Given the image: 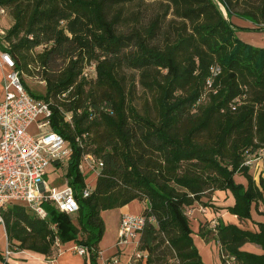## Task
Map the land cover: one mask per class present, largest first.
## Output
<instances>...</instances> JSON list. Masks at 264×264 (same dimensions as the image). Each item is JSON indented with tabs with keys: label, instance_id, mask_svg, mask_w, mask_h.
I'll list each match as a JSON object with an SVG mask.
<instances>
[{
	"label": "trees",
	"instance_id": "obj_1",
	"mask_svg": "<svg viewBox=\"0 0 264 264\" xmlns=\"http://www.w3.org/2000/svg\"><path fill=\"white\" fill-rule=\"evenodd\" d=\"M150 5L151 10L145 0H0L13 19L0 50L15 68L27 72L25 52L42 46L30 58L41 67L44 93L21 81L31 95L49 102L50 127L71 147L65 178L78 201L74 213L43 202V217L23 204L7 205L2 215L10 245L52 255L59 244L74 240L97 264L101 211L139 200L147 202L137 246L146 264H205L193 242L188 208H219L213 191L229 189L234 203L226 208L241 222L251 217L252 203L264 213L257 207L264 205V177L254 179L243 164L247 154L264 148V46L239 39V27L230 20H250L264 31V0ZM58 59L62 65L55 68ZM126 68L138 77L128 80ZM136 83L144 94L140 103L134 100ZM86 154L101 164L84 195L80 162ZM237 172L246 186L234 181ZM257 225L253 231L217 219L199 233L218 242L221 264H264V222ZM245 242L259 244L262 252L243 249Z\"/></svg>",
	"mask_w": 264,
	"mask_h": 264
},
{
	"label": "built area",
	"instance_id": "obj_2",
	"mask_svg": "<svg viewBox=\"0 0 264 264\" xmlns=\"http://www.w3.org/2000/svg\"><path fill=\"white\" fill-rule=\"evenodd\" d=\"M0 12H3L2 8ZM0 61L8 67L0 97V224L4 222L2 209L15 203L28 206L41 217L46 215L43 202L66 213H74L78 210V201L72 187L68 183L51 185L44 177L51 163L68 160L71 147L60 133L50 127L49 102L27 91L7 52L0 51ZM92 68L93 65L90 66ZM207 82H210L209 78ZM86 156L91 157L90 154ZM257 160L264 162V148L247 154L243 164L249 167ZM97 161L100 165V160ZM91 188L86 185L83 194L87 195ZM187 212L190 214V209ZM143 223L141 213H122L117 241L122 243L128 236L135 237ZM55 243L58 244L57 239ZM74 249L79 254L88 252L86 246L77 243ZM9 253L7 248L5 255ZM134 254L141 257L143 251L136 249Z\"/></svg>",
	"mask_w": 264,
	"mask_h": 264
},
{
	"label": "crops",
	"instance_id": "obj_3",
	"mask_svg": "<svg viewBox=\"0 0 264 264\" xmlns=\"http://www.w3.org/2000/svg\"><path fill=\"white\" fill-rule=\"evenodd\" d=\"M230 20L237 25L239 29L252 31L249 33H240V30L236 29L237 35H241L240 38L248 39L252 35L260 37L257 34H253V32L256 31L254 29L256 24L250 20L234 15L230 17ZM7 70L8 67L0 61V97L3 94L2 85ZM248 172L256 180L259 175L264 177V162L260 160L254 161L253 164L248 167ZM96 175L97 174L92 173L89 176L90 182H86L87 186H93ZM233 178L236 183L246 186L247 179L242 173H235ZM212 201L215 205L220 207L213 209L211 207H203L198 203H194L190 207L191 235L205 264H221L217 242L214 239H205L199 233V228L205 223L208 227H213L216 220L221 219L224 222L239 224L255 231L258 229L257 223L264 222V213L258 212L254 203H252L250 209L251 217L247 218L245 222H241L235 214L231 213L226 208L234 203V196L229 189L214 190ZM146 205V201L132 200L124 205L101 211V216L104 221V231L98 242L99 253L96 258L97 264H146V255L144 251L141 257H136L134 254L136 249L139 250L137 247L139 234L135 237H126V240L122 243L117 241L121 214L125 212L141 213ZM257 207L259 210L264 209V205L261 203L258 204ZM7 244L8 241L5 226L4 224H0V264H5L3 263V260L7 261L9 264H91L88 252L85 254H79L75 251L74 245H76V242L74 240H68L59 244L57 251L52 255H44L32 250L20 249L16 244H12L11 248H9ZM7 248L10 250V253L5 255V250ZM242 248L255 253L262 252L260 245L253 242H245L242 245ZM112 258L116 259V261L111 260Z\"/></svg>",
	"mask_w": 264,
	"mask_h": 264
},
{
	"label": "rangeland",
	"instance_id": "obj_4",
	"mask_svg": "<svg viewBox=\"0 0 264 264\" xmlns=\"http://www.w3.org/2000/svg\"><path fill=\"white\" fill-rule=\"evenodd\" d=\"M240 2L244 1V0H238ZM247 1H255V0H247ZM146 3H149L148 8L151 10L153 8V5H150V3L152 2V0H145ZM220 8L222 9V12L225 14V10L223 8V6L221 4H219ZM3 9V12H0V29L3 31L2 33H0V41L3 45H7V42L4 41V39H2V35L5 33L6 28L13 22L12 16L9 12V9L6 7H0ZM170 17V15H169ZM238 30H240V33H249L252 31H244L241 30L239 28H237ZM235 34L236 36L241 39L244 42H248L250 44H254L257 46H264V32L262 30H256L255 32H253V34H257L260 37H255V36H250L248 39H242L240 38L241 35H237L236 30H235ZM42 50V46H36L32 49H30L29 51L25 52V54L27 55V58L29 59V64L27 66L28 71H20L22 80L24 81V83L26 84V86L33 92L35 93H44L45 91V80L41 77V67L38 64V61L33 60L35 57V54L37 52H40ZM1 51V50H0ZM30 56L33 58L31 59ZM55 68H58L62 65V61L60 59L56 60L54 63H52ZM91 65V64H90ZM89 65V66H90ZM125 74L128 78V80L131 78V76L135 75V77H138V74L135 70L133 69H129L126 68L124 69ZM89 72V71H88ZM89 74V73H88ZM134 100L136 103H140L143 100L144 94L142 91V88L140 87V85L138 83L135 84V90H134ZM148 98L149 99V94L146 93L145 95V99ZM34 129V127H33ZM85 156V155H84ZM82 158L81 162H80V168L83 172V174L85 175V182H90V178L89 176L93 173V174H97L99 171V167L100 165L98 164L97 158H95L93 155L90 154L91 157L86 156ZM66 164L67 161L55 164L54 162L51 163L47 169H46V174L44 175V177L47 179V182L50 183V181L52 183H50L51 185H63L65 183H67L66 178H65V171H66ZM87 184V183H86ZM190 209V208H188ZM9 248H11V245L8 243L7 244ZM218 245V243H217ZM218 251H219V245H218ZM111 260L116 261V259L112 258ZM4 263V260H3Z\"/></svg>",
	"mask_w": 264,
	"mask_h": 264
}]
</instances>
